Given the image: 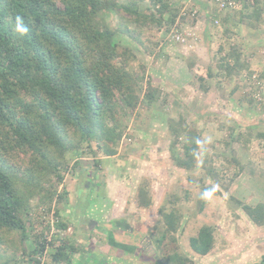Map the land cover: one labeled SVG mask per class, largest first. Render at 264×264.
<instances>
[{"label": "trees", "instance_id": "16d2710c", "mask_svg": "<svg viewBox=\"0 0 264 264\" xmlns=\"http://www.w3.org/2000/svg\"><path fill=\"white\" fill-rule=\"evenodd\" d=\"M140 1L143 0H0V247L12 242L9 237L17 235L14 253L20 258L18 264H39L36 258L44 253L48 257L45 264L70 262V253L76 247L64 236L68 221L59 211L53 209L51 216L58 233L49 237L44 234L51 231L45 220L52 212V203L67 197L65 191L55 195V183L61 184L65 175L62 170L65 154L89 152L94 167L100 166L97 155L115 156L122 137L119 119L123 111L138 106L143 84L148 104L158 102L159 89L149 79L144 83V75L130 68L134 55L125 39L139 42L133 34L154 26L159 32L169 33L177 18L190 25L196 22L188 15L178 17L179 6L165 0H150L151 5L140 12ZM242 3V10L224 14L221 22L224 28L230 20L246 23L264 10V3ZM250 9L255 15L247 13ZM113 14L120 15L122 26H109L107 21ZM228 56L229 61L223 59L225 62L220 65L224 78L232 74L231 70L235 72L233 66L237 62L231 57L239 58V51L232 49ZM206 73L209 77L213 75L209 69ZM249 95L239 102L252 103ZM167 127L170 158L176 167L185 171L196 169L199 133L181 115ZM138 128L144 131L145 125L139 124ZM248 135L264 140V132H251L238 135L231 142L247 149ZM181 136L185 143L180 145L177 140ZM229 145L226 143L227 148ZM223 159V165L215 169L212 161L201 154L199 166L211 183L206 185L202 178L198 179L201 190L197 212L204 207V193H228L244 171L235 151ZM78 161L72 164L73 169L79 168ZM33 200L47 205L39 209L40 216L31 212ZM231 200L255 226L264 227V200L254 204H245L235 197ZM136 201L144 210L151 206L147 179L138 184ZM164 210L159 209L164 229L151 240L154 251L163 256L162 264H194L180 253L177 234L180 216ZM35 218L44 224L46 231L28 241ZM214 243L215 229L207 225L188 240L190 249L200 257L207 255ZM157 262L160 263L159 259ZM0 264H9L1 253ZM253 264H264V254Z\"/></svg>", "mask_w": 264, "mask_h": 264}, {"label": "rangeland", "instance_id": "374dc122", "mask_svg": "<svg viewBox=\"0 0 264 264\" xmlns=\"http://www.w3.org/2000/svg\"><path fill=\"white\" fill-rule=\"evenodd\" d=\"M165 1L179 6V10L184 6L197 11L195 19L200 22L198 26L196 23L179 22L178 33L185 43L175 42L172 38L169 40V33L159 32L156 26L133 34L139 42L125 39L134 55L130 68L144 75V83L149 79L153 87L159 89L158 102L153 106L148 104L143 96V84L138 106L123 111L119 119L122 137L115 156L97 155V159H101L100 166L94 167L89 152L65 154L62 167L65 175L61 184L55 183V195L65 191L67 197L64 201L53 202L52 211H59L68 221L64 236L69 237L73 247L82 244L84 238L87 243L79 249L85 251L88 248L95 251L94 247L98 251H110V247L123 250L119 257L123 260L121 264L165 263L163 256L154 251L151 241L164 229L163 218L155 212L157 208H164L167 213L173 211L175 217L180 216L177 233L180 253L194 264H253L264 254V227L255 226L231 197L245 204L264 200V140L248 135L247 149L231 140L238 135L264 132V30H261L264 27V10L257 16L251 9L247 11L251 16L255 15L249 22H229L228 34L225 35L223 24L217 21L216 25V19H212V28L202 27L203 19L215 7L210 0ZM195 2L197 6H192ZM254 2L262 4L264 0ZM150 5V0L140 1L138 11L142 12ZM119 16H109V26H122ZM121 17L128 18L126 15ZM232 49L239 51V58L231 57L237 62L236 65L233 62L235 72L231 70L232 74L224 78L220 65L225 62L223 59L229 61L227 58ZM207 69L212 77L207 76ZM236 85L238 89L235 90ZM248 95L252 103L248 104L246 100L239 102L243 96L248 99ZM180 115L199 133L197 168L190 171L177 168L168 149L171 138L167 125L178 120ZM139 124L145 125L144 131L137 129ZM177 141L180 145L185 143L182 136ZM226 143L230 144L229 148ZM231 151H235V156L245 166L244 171L228 193H204V207L197 212V197L201 190L198 179L202 178L206 185L211 183L199 166L201 154L212 161L215 169H219L224 162L223 156H228ZM76 160H79V168L73 169L71 166ZM121 169H124L123 174H120ZM142 178L148 180L149 187L154 186L149 190L152 204L144 213L134 198L136 185ZM126 183L128 186L121 188ZM37 202L31 201V212L40 216L38 211L47 205ZM39 221L38 218L32 221L33 231L28 241H32L40 231H46ZM205 225L215 229V243L207 255L200 257L190 249L188 240ZM119 227L126 230L121 232ZM89 235L91 241L88 242ZM18 239L17 235H12L8 238L12 242L0 247V253L9 264L20 263V258L14 253ZM93 256L94 252L92 259L81 263L106 264L100 260L102 256L97 259ZM108 258L111 259L109 255Z\"/></svg>", "mask_w": 264, "mask_h": 264}, {"label": "crops", "instance_id": "0c3cea01", "mask_svg": "<svg viewBox=\"0 0 264 264\" xmlns=\"http://www.w3.org/2000/svg\"><path fill=\"white\" fill-rule=\"evenodd\" d=\"M203 1H205V0H203ZM208 1V0H207ZM209 2V1H208ZM208 4V3H207ZM196 5V2L195 3H192V6H195ZM210 5V4H209ZM197 6V5H196ZM205 7V6H204ZM210 8L212 9V5H210ZM204 9V8H203ZM263 12V11H262ZM212 19H216V20H218L219 22H222V20L224 19V14L222 13V12H219V11H217V9H215V7H214V9H213V11L211 10L210 11V13L209 14H207V16H206V19L204 20L203 19V25H202V27L203 28H212L211 26H212ZM234 22V23H236L235 21H237L236 19H233V20H230V22ZM196 26H198L199 25V21L197 20L196 22ZM222 24V23H221ZM195 25V24H194ZM228 25H229V23L227 24V26L225 27V29L226 30H228L227 29V27H228ZM225 29H224V32L223 33H225ZM250 30V29H249ZM260 30V29H259ZM261 30H264V27L261 29ZM260 30V31H261ZM250 31H252V30H250ZM262 32V31H261ZM226 35V34H225ZM211 39H212V37H211ZM221 41V40H220ZM224 42V41H223ZM224 44V43H223ZM101 165V164H100ZM121 171H122V173H120V174H123V172H124V169H121ZM142 179H145V178H142ZM119 180H121V179H119ZM139 184V183H138ZM126 186H128V183H126V185L125 184H123L122 185V187L121 188H125ZM151 187H153L154 188V186L153 185H151L149 188V190H152V188ZM137 189H138V185H136V188H135V196H134V198L136 199V194H137ZM154 190V189H153ZM135 204L138 206V204H137V201H135ZM139 207V206H138ZM142 209V211H143V213H144V211H148V209L147 210H144L143 208H141ZM155 212L156 213H158L159 214V209L157 208L156 210H155ZM138 218V217H137ZM139 220V219H138ZM102 224H104V223H102ZM74 227V226H73ZM120 228V230H121V232H124L126 229H124V228H121V227H119ZM130 232V231H129ZM108 234H110V231L108 232ZM111 235V234H110ZM89 237H90V235L87 237L88 238V242L89 241H91V239H89ZM108 237H109V235H108ZM79 239V238H78ZM82 240H83V242H82V244L81 243H79V246L76 244V245H74V246H76V249H75V251L74 252H71L70 254L72 255L71 256V260H70V262L68 263V264H82L81 262H84V263H87L88 262V258H90V259H92V252H94V259H97L99 256H102L103 257V259L101 258V257H99L100 258V260L102 261V262H104V263H106V264H121V261H123L122 259H120L119 257L122 255L121 253H122V251L123 250H113V249H111V247H110V251H109V249L108 250H106V251H98V250H96V247H94L95 248V251H93V250H91L90 248H88L87 249V251H85V250H83L82 248L81 249H79V247L80 246H82L83 244H85V243H87V240H85L84 238H82ZM101 240V239H100ZM79 242H80V239L78 240ZM107 248H109V247H107ZM98 252H100V253H98ZM102 252V253H101ZM111 253V254H110ZM126 254H129V253H126ZM108 255L111 257V259H109L108 258ZM130 255V254H129ZM128 255V256H129ZM119 258V259H118ZM58 264H66L65 262H61V263H58Z\"/></svg>", "mask_w": 264, "mask_h": 264}, {"label": "built area", "instance_id": "2783aa9c", "mask_svg": "<svg viewBox=\"0 0 264 264\" xmlns=\"http://www.w3.org/2000/svg\"><path fill=\"white\" fill-rule=\"evenodd\" d=\"M243 1H247L250 3H253L254 0H210V2L218 9V11L220 12H224V13H228L230 11H239L243 9L242 6V2ZM190 15L191 17H197V11L195 9H187V7H182L179 10V14L178 17H186L187 15ZM179 18H177V21L175 22V24L171 27L169 34H168V38L170 40V38H172V40H174L175 42H179V43H185L184 38L182 37L181 34L178 33V25H179ZM53 211L51 212L48 220H45V222H49L50 223V228L51 231L48 232V234L46 235L47 237H49L51 234H57L58 231L55 230L53 228V222H55L53 220L52 216ZM49 240V238H48ZM44 257H45V253L43 255L38 256L36 259L39 262V264H45L44 262Z\"/></svg>", "mask_w": 264, "mask_h": 264}, {"label": "clouds", "instance_id": "9594fccd", "mask_svg": "<svg viewBox=\"0 0 264 264\" xmlns=\"http://www.w3.org/2000/svg\"><path fill=\"white\" fill-rule=\"evenodd\" d=\"M216 9H217V8H216ZM217 11H218V9H217ZM219 12H220V11H219ZM222 13L225 14L224 12H222ZM188 16H189V15H188ZM192 18H196V17H192ZM217 21H218V20L215 21V24H216V25H218V22H219V21H218V22H217Z\"/></svg>", "mask_w": 264, "mask_h": 264}]
</instances>
